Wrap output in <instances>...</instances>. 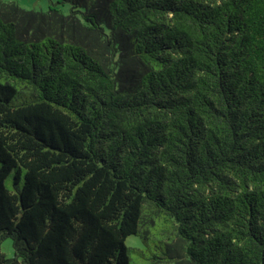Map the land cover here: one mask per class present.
I'll list each match as a JSON object with an SVG mask.
<instances>
[{
	"label": "trees",
	"instance_id": "obj_1",
	"mask_svg": "<svg viewBox=\"0 0 264 264\" xmlns=\"http://www.w3.org/2000/svg\"><path fill=\"white\" fill-rule=\"evenodd\" d=\"M0 264H264V0H0Z\"/></svg>",
	"mask_w": 264,
	"mask_h": 264
},
{
	"label": "rangeland",
	"instance_id": "obj_2",
	"mask_svg": "<svg viewBox=\"0 0 264 264\" xmlns=\"http://www.w3.org/2000/svg\"><path fill=\"white\" fill-rule=\"evenodd\" d=\"M4 1L15 2L20 7L26 10H34V11H47L50 5V0H4ZM62 9L64 13H68L69 5H65L64 7H62ZM138 240H139L138 237L132 236L129 238L128 244L131 246L140 247ZM1 251L10 258L14 257V249L12 246V241L10 239L6 240L2 244Z\"/></svg>",
	"mask_w": 264,
	"mask_h": 264
}]
</instances>
